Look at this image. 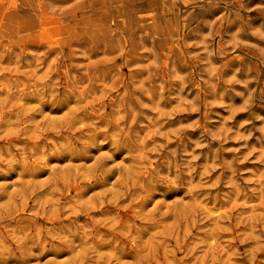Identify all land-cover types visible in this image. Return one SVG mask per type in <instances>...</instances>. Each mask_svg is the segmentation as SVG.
Masks as SVG:
<instances>
[{
	"label": "rangeland",
	"instance_id": "1",
	"mask_svg": "<svg viewBox=\"0 0 264 264\" xmlns=\"http://www.w3.org/2000/svg\"><path fill=\"white\" fill-rule=\"evenodd\" d=\"M0 264H264V0H0Z\"/></svg>",
	"mask_w": 264,
	"mask_h": 264
}]
</instances>
